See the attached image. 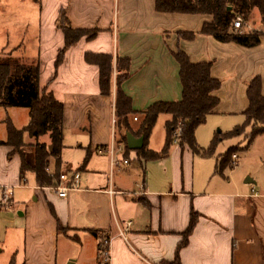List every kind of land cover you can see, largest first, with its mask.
Wrapping results in <instances>:
<instances>
[{
    "label": "crops",
    "instance_id": "obj_1",
    "mask_svg": "<svg viewBox=\"0 0 264 264\" xmlns=\"http://www.w3.org/2000/svg\"><path fill=\"white\" fill-rule=\"evenodd\" d=\"M33 1L38 6V34L32 43L17 42L11 49L29 62L39 61L40 88L64 105L62 156L87 151L88 159H102L107 167L99 170L95 163L87 170L85 164L73 167L62 161V172L80 175L65 198L57 194V186H38L34 174L21 176V158L14 148L1 145L9 125L2 124V114L18 108L0 107V264H100V239L86 230L109 238L110 264L173 263L193 213L198 222L180 251L181 264H264V136L247 146L248 129L229 139L225 148L221 140L209 157L195 155L176 141L169 157L151 162V178H146L148 163L136 151L125 155L123 146L122 156L130 161L128 167L135 163V171L124 166L119 169L126 171L117 175L107 151L116 136V88L111 97L103 96L99 68L85 61L87 53L128 58L130 78L122 88L138 113L158 102L182 100L180 66L173 53L182 50L193 63L211 62L212 77L222 86L214 93L220 100L216 112L196 131L198 145L207 149L216 137L244 124L248 84L258 76L264 95V36L254 48L222 43L200 33L211 16L158 13L155 0ZM63 10L73 28L99 32L95 39L84 38L71 47L56 68L65 45L57 27ZM118 74L115 65L114 84ZM133 119L137 131L139 121ZM219 126L224 131L217 132ZM68 134L78 135L80 142L68 145ZM26 135V144L35 143ZM163 144L165 138L156 151ZM234 145L242 152L235 154V167L218 171ZM257 148L260 155L254 163L260 161L257 174L262 178L253 173L249 157ZM49 171L54 173V163ZM120 220L132 222L126 239L116 226ZM59 225L67 232H59Z\"/></svg>",
    "mask_w": 264,
    "mask_h": 264
},
{
    "label": "trees",
    "instance_id": "obj_2",
    "mask_svg": "<svg viewBox=\"0 0 264 264\" xmlns=\"http://www.w3.org/2000/svg\"><path fill=\"white\" fill-rule=\"evenodd\" d=\"M155 8L158 13L162 14L211 16L212 21L205 22L200 33L212 36L222 43H235L246 48H254L260 45L261 38L264 36V29L244 32L235 30L233 26L237 17H241L243 22L247 23L251 20L253 12L258 10L264 27V0H155ZM57 27L64 34L65 45L56 60V68L62 64L66 52L71 47L84 38L95 39L99 32L97 29L73 28L65 10L60 12ZM179 36H186L190 40L194 38L192 33H179ZM173 56L180 66L179 75L183 87L182 100L179 102H158L142 113H138L133 109L131 99L122 88L130 78V60L128 58L115 59L112 54L87 53L85 55V61L88 64L99 68L101 94L111 97L114 86L116 88L115 131L118 138L117 144L123 145L126 149L125 155L131 152L127 146L128 133L137 138H144V148L136 153L138 158L146 163L169 157L176 141L181 147H189L195 155L209 157L215 153L221 140L240 137L248 129H251V132L245 136L247 146H250L258 136H264L263 82L262 78L258 76L248 84L249 107L244 113V124L224 136L216 137L209 148H201L197 142L196 131L207 122L210 115L216 112L220 100L214 96V93L221 89L222 82L212 77L213 64L211 62L193 63L182 50L173 53ZM115 65L119 74L116 76L114 84ZM0 107L29 110V124L22 130H18L9 123L7 140L1 143V145L12 146L14 151L20 155L21 176L25 177L28 173H32L35 175L38 186H58L62 168L61 156L64 149L65 108L52 93L40 88V63L38 60L23 62L7 55L0 57ZM162 115L167 116L168 119L165 122V144L158 152L149 149L148 143ZM137 116L138 120L140 118L138 130L133 131L131 120ZM25 133L29 134L35 143L26 144ZM45 136L49 137V144L40 141V138ZM234 150L230 149L225 154L222 164L218 166V171L235 167L232 161V157L236 153ZM52 163H54L55 170L53 174L49 171ZM197 222L198 215L193 213L190 225L184 233V240L178 247L176 259L173 263L168 264H181L180 251L187 246ZM58 230L66 233V229L61 225L58 226ZM86 231L100 239L98 254L99 262L103 264L104 253L108 251L104 241L109 238L101 231ZM71 238L77 240L74 236ZM11 264L16 263L13 260Z\"/></svg>",
    "mask_w": 264,
    "mask_h": 264
},
{
    "label": "rangeland",
    "instance_id": "obj_3",
    "mask_svg": "<svg viewBox=\"0 0 264 264\" xmlns=\"http://www.w3.org/2000/svg\"><path fill=\"white\" fill-rule=\"evenodd\" d=\"M38 20H39L38 19V6L33 0H0V55L4 54L7 56H11L13 58H16V59H20L23 62H29L26 59L22 58V55H21L22 52L17 51L18 49H11V48L17 42H19V44H20L23 41L25 43L28 41H31V43H32L33 39L38 34V30H39ZM252 25L256 26L255 27L256 30H253L254 26L252 27ZM259 29H261V31H262L264 29V27L262 25L260 14H259L258 10H255L252 14L251 20L248 21L247 23L244 22V26L241 29V31L253 32V31H259ZM137 119H138V117H137ZM166 119H167V116H165V115H162L159 118L157 125L154 128L153 133L151 135L148 147L154 151H156V149L160 147L162 142H164L165 120ZM2 120H4L2 124L6 123L5 125H7L8 123H12V125L15 128L22 130L23 128H25L24 126H27L29 124V110L28 109H21V108L4 110V112L2 114ZM139 120H140V118H139ZM131 121H132V123H137L134 121L133 118ZM219 130L224 131V128L222 126H219L216 128V131L219 132ZM250 132H251V129H250L249 133ZM25 135H26V133H25ZM25 139L27 142L28 141L27 135L25 136ZM79 140H80V137L78 135L68 134L67 138H66V143L68 145H75L77 142H80ZM41 141H46L47 143H49V139L47 136L43 137L41 139ZM230 143H231V140H229L228 138L224 139V141H223L224 148L227 147L228 145H230ZM243 144H245V143H243ZM163 146H164V144H163ZM233 149H235L234 150L235 152L238 151V153L240 154L241 150L238 148V146L236 147L234 145ZM259 153H260L259 148H257L255 154H253V153L249 154V157H250V160L252 161V164H253V168H252L253 173L258 178H262V175L260 176V174H257V169L259 168L260 161H258L256 164L254 163L258 159V157L260 155ZM68 155L69 156H67V157L62 156V161L65 164L69 163L70 165H73V167L77 166L78 164H85V163H86L85 165H86L87 170L89 169V166H91V164H95V163L100 167V168L98 167L99 170H104L101 168L107 167V162H105L102 159H96L95 157L87 159V151L83 154L79 153L78 151H71L70 154H68ZM86 160H87V162H86ZM236 160L237 159H235L233 156L232 161L234 164L236 163ZM151 162H153V161H151ZM151 162H148V165H147L146 178H148L149 175H150V178L155 176V172L153 170L154 164ZM219 164H222V159H221ZM134 167H135V163H132V165L129 166L128 169L130 171H135ZM107 169H109V167ZM115 171H116V174L118 175L122 172H125L126 170L116 168ZM61 172H62V169H61ZM66 172L67 171H63L62 173H66ZM102 257H103V255L101 256V259H102Z\"/></svg>",
    "mask_w": 264,
    "mask_h": 264
},
{
    "label": "built area",
    "instance_id": "obj_4",
    "mask_svg": "<svg viewBox=\"0 0 264 264\" xmlns=\"http://www.w3.org/2000/svg\"><path fill=\"white\" fill-rule=\"evenodd\" d=\"M244 22L241 17H237L233 26L235 30H241L243 28ZM135 120L137 118L135 117ZM116 120L113 121L114 129H115ZM110 157H111V164L112 168H121L130 164L128 159H125L122 155L125 152L123 145H118L116 142V136L113 135L111 144L107 149ZM119 156L121 158H119ZM234 158L237 159V156L234 155ZM80 175L78 173H73L70 177L69 173H61L59 179V185L55 188L57 194L61 198L67 197L69 191L76 187L79 183ZM1 200H3L2 196H0ZM132 225V222L127 220H120L116 223L118 228L119 234L121 237L126 239V232L128 231L129 227ZM109 239L104 241L105 247L108 248V251L104 253L103 264H110V255H109Z\"/></svg>",
    "mask_w": 264,
    "mask_h": 264
},
{
    "label": "water",
    "instance_id": "obj_5",
    "mask_svg": "<svg viewBox=\"0 0 264 264\" xmlns=\"http://www.w3.org/2000/svg\"><path fill=\"white\" fill-rule=\"evenodd\" d=\"M144 138H137L131 133L127 134V146L131 151H139L144 148ZM51 150V149H50ZM68 264H74V261H70Z\"/></svg>",
    "mask_w": 264,
    "mask_h": 264
}]
</instances>
